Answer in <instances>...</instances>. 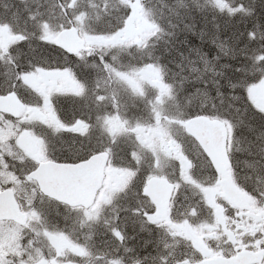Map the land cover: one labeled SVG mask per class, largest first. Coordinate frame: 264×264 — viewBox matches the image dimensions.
Listing matches in <instances>:
<instances>
[{
	"label": "snow or ice",
	"instance_id": "1",
	"mask_svg": "<svg viewBox=\"0 0 264 264\" xmlns=\"http://www.w3.org/2000/svg\"><path fill=\"white\" fill-rule=\"evenodd\" d=\"M177 6L173 9V14L180 18L189 14H198L202 5L200 0H176ZM211 7H216L213 0H209ZM127 12L130 13L131 9L124 5ZM221 10V9H218ZM151 15H155L152 9H148ZM229 14L235 18L242 14L243 20L248 22V32L246 37L250 41H254L257 38V32H264V0H241L240 3L234 7L229 5ZM29 18H32L31 16ZM123 21H120L122 26ZM173 28L179 27V24H171ZM185 28L191 30V25L185 23ZM47 31V29L45 30ZM119 31V26L115 29ZM165 34V30L162 26H159L158 32L149 37L148 42L141 41L140 43L132 46H121L116 51L132 56L133 51L138 56L133 57L140 61L139 65L132 64H119L117 57L112 55L113 49L111 47H101L99 49H88L80 52L70 51L68 48L63 47L60 44H55L46 35H40L35 39L36 47H33V51L43 50L45 52L52 51L58 54L59 59L55 63H33L31 60L25 65L16 64L15 72H11L5 69L0 72V77L10 80L12 78L17 81L23 82V78L27 76L29 72L35 71L38 68H46L48 75H70L75 77L79 82V91L73 95L54 93L52 96L42 97L41 102L47 99L51 102L52 107L57 109L59 114V108L64 110L68 109L69 100H78L82 102L81 107L88 110L87 116L77 114L75 109L71 113H66L67 119L62 121V127L53 130L49 129L51 133L50 139L56 143H63L70 147L71 145L77 146V152L73 156L69 154L68 147L62 152L63 159L57 157L55 153V144H51V151L49 153V159L55 162V165L71 164V165H83L89 161H93L96 157L104 151L105 145L102 141L97 140L93 143L90 135H87V128L89 122L92 120V109L99 108V105L105 99L104 96L99 95V89L97 85L99 83V74L103 73L113 83L120 85L128 93L129 99L136 103L142 98L139 96L136 89L128 87L131 78H138L141 72L151 65L153 68L159 66L162 70L163 66L159 65V58L155 56L156 45L162 36ZM174 35V33H168ZM103 35V34H101ZM213 45L217 48V54L208 57L206 53L201 52L199 49H190L192 55L188 56L190 61L189 72L197 73L196 76L184 77L180 81H172L169 89L173 99H179L178 90L184 88L186 84H200L201 87L193 88L191 91H185L184 99L187 101V110L184 112H178L174 120L167 121L169 124H175L176 128L183 133L185 137H188V143L191 148L187 155L189 159L193 160V171L197 168L208 172L207 179H204V183H215L219 175H222L225 171L224 164L226 162L227 168L231 169L232 176L238 177L237 164L239 163L237 156L244 154L246 157H253L252 159H245L244 164L249 169V172L245 175L244 180L241 182L245 191H247L250 197H253L259 204H264V135H257L249 140L245 134V130L252 131V124L250 121L246 122L245 117L249 113L259 115L264 118V107H259L251 97V90L256 85H264V53L257 59L252 57L240 58L242 61H248L247 63L241 62L239 67H236L234 75L229 78L228 88L230 89V96L236 100H243L244 104L240 107L230 105V110L236 114L242 115H230L228 112H223L216 107L215 104L209 105L207 99L208 96L207 83L204 79V75L211 70L214 75L221 76L222 73L215 71L214 61H219L223 56L230 55L235 49H230L226 46L224 41H220L219 37H216L212 41ZM20 47H25L22 42ZM181 58L185 57V53H178ZM193 55L199 60L204 68L201 69L196 65V60L193 59ZM182 67V65H178ZM231 67V65H226ZM166 71V70H165ZM214 84H218V81H213ZM15 90V89H12ZM0 94H5L0 92ZM28 90H25L23 95L27 96ZM217 95H222L217 89ZM204 96L206 99L201 101L198 97ZM89 97L92 99L90 100ZM184 106L183 103L181 105ZM195 109V110H193ZM99 118V112L96 113ZM158 120L164 122L163 116H158ZM83 124V128L81 125ZM264 126V125H262ZM230 133V141H229ZM221 137L224 141L223 155L213 162V157L219 151ZM212 142L213 147H209V151H204L205 146ZM70 142V144H69ZM215 149V150H214ZM209 152L212 155H209ZM259 157L258 159L255 157ZM34 172L33 176L34 187H36L39 196V203L42 206L39 209V214L43 216L45 210L51 211L53 206L56 209L63 206L68 210H78L82 214L83 221L85 223H98L99 219L93 210L92 205L87 203L86 195L82 193H76L71 190H65L62 193L63 198H58L50 193L56 189L46 182L45 177L48 169L46 166L42 167L40 164L33 162V166L30 169ZM55 171L62 172L64 169L56 168ZM80 171V169H77ZM143 175V173H139ZM39 180V183L36 181ZM146 182V177H145ZM136 197L135 203L131 209H125L129 211L133 218V223L139 222L140 228L143 231L145 225H151L153 228L161 229V225L157 224L151 219L156 213V205L151 200L141 199L145 195L143 190V182L133 193ZM94 203V201H93ZM30 205L35 207V199L30 201ZM46 206V209L45 207ZM207 207V205H206ZM143 209V211H141ZM209 214H212L209 209ZM67 219V217H65ZM117 221L119 216L116 217ZM127 217L123 227L118 223L114 224L110 220H104V230L106 235H110L115 241V247L109 249V255L111 260L105 258V264H187V253L181 252L179 258L176 256L169 257L165 255L168 251L167 245L163 246V252L155 251L154 254L141 256L135 248L130 247L127 241ZM163 231V229H161ZM2 229H0V235H2ZM164 235H169L167 231H163ZM252 243L242 244L244 248L248 249L245 255L255 256L259 254L260 264H264V232L252 237ZM148 242H146L147 244ZM233 245L237 242L235 240L230 241ZM161 244L159 238L156 242V249H160ZM191 247V245H189ZM57 251H63L69 253L72 256H79V249L72 246L71 249L64 248L63 250L57 249ZM23 259V257H21ZM35 264H58L62 259L61 256H57L55 260L45 258L40 260L34 258ZM3 264V261H0ZM224 264H238L235 260H227ZM255 264V261H252Z\"/></svg>",
	"mask_w": 264,
	"mask_h": 264
},
{
	"label": "rangeland",
	"instance_id": "2",
	"mask_svg": "<svg viewBox=\"0 0 264 264\" xmlns=\"http://www.w3.org/2000/svg\"><path fill=\"white\" fill-rule=\"evenodd\" d=\"M22 1L23 0H20L19 2L21 3ZM147 1L150 4V1L149 0ZM202 2H205V0H200V3ZM124 5H127L131 9L130 13L127 12ZM202 6L203 7L201 10H208L205 5ZM18 7H19L18 5L13 3V0H0V24H1V18L8 16L12 18L10 23L15 25V28L18 31V33L26 32V27L32 24L33 20L26 19V6L19 8ZM141 8L142 5L140 0H85L84 3L82 4H79L78 0H47L45 2V8H44L45 11L43 10L38 12L35 18L37 25L43 30L42 35H46L52 41L54 40V36L58 30L65 27L66 25L76 24L84 31L83 35L85 36L87 42L97 43L98 46L104 43L105 44L118 43L119 44L118 47L117 46L111 47L113 51L116 52L115 54L114 53L111 54L117 57V60L120 64H126L125 62L119 59L125 57L126 54L120 53L116 51V49L121 46L136 45L143 40H145L146 42L149 39V37L152 36L151 33L155 31L153 23L145 15H143L144 12L141 10ZM113 9L124 10V12H126L127 14V17L124 19L122 26L119 27V31H115V29L118 27L115 25L114 29L110 31L111 35H108V37H104V34L101 35L100 34L101 32L94 29L92 25L94 22L95 23L98 22L99 17H104L106 15L111 14L109 13V11ZM157 9L164 15V17H169V16L173 17L172 15L173 11H168L160 7H157ZM46 11L53 13V14L50 13V16L54 17V19L51 20L47 16ZM93 13H95V17H90L93 16ZM116 19H118V17H116ZM32 25L34 28L37 27L34 24ZM46 29L47 31H45ZM0 30L2 34H4V29L0 28ZM14 36H18V35H14ZM163 38L164 37H162L159 40V42H161ZM32 39L33 38H31V40ZM31 40H29V42ZM4 42L5 44H3V47H5L6 45V35L4 36ZM3 54H5V49L0 48V56ZM135 54H136L135 51H133L131 57H134ZM11 58H12L11 65L9 67L4 68L3 67L4 65L2 64L0 68V72H3L5 69L10 70L11 72H15L16 70L15 64L17 62H24L26 64V43H25V47L23 48L19 47L17 51L14 52L13 57ZM30 59L37 61L39 60L38 57H34V56H31ZM139 63L140 61L136 65H139ZM46 73H47V69L38 68L35 71L29 72L27 76L23 78V81L26 83V90L29 91L30 95H34L33 98L36 99V102L48 107V100L44 99L43 102H41L42 97L52 96L54 93H62V94L71 93L73 95L78 93L79 85L75 77L70 75H48ZM1 79L3 80V77H0V84H1ZM4 80L6 86H10L13 87L14 89H18L16 87L17 86L15 82L16 79L12 78L10 82L6 79ZM128 87L136 89L139 96L141 94L144 97L146 101L142 102L140 100L137 102V105L141 110V107L143 106L144 103L143 111L147 114L142 116V118H140L139 120H136L140 111L132 112L131 110V113L134 116L133 117L134 120L138 122L135 124L132 123L131 126H128V124L125 121L126 117L123 118L124 116L119 114L118 108L120 106V103L116 100V99L121 100L122 98L126 99L128 93L120 85L113 83L103 73H100L99 83L97 85V88L99 89L98 94L104 96L105 99L99 105V108L97 110L100 111L102 109L103 113L99 114V118H97V115L94 116L92 125H88L87 135L91 136L93 143H95L97 140H100L102 141V143H104L107 140L105 146H113L118 139L117 146L115 147V154L121 156V158L124 161L126 159L124 154L125 145L127 147L130 146V148H132L131 159L134 163L138 165L140 172L143 174H145L146 172L153 171V167L149 165L146 161L151 159L152 156H154L157 160H160L161 159L160 153L163 157L167 158L168 160H171L176 164H180L179 165V170H181V173L179 174L180 179L186 182L190 186V193L188 195L190 197V200H193V203H191V207L207 208L208 212L209 209L211 208L212 212H214V208L217 202L220 201L221 199H226V196L224 194V186L226 183L233 181V176L231 172H226L220 175L215 183H203L195 177L190 178L187 173V169H188L187 162L181 161V156L179 153H177L178 151L176 150V146L174 145V143L172 141L169 142L164 141L161 138L162 135L157 130L156 127L157 124L161 122L160 120L157 119V117L160 115H157L155 117L154 115L155 113L163 109V107L165 111L169 112L174 104V99L171 96H166V98L163 97V95H167V87L163 83L162 74L159 68L157 67L153 68L151 65H149L141 72L138 78L130 79ZM251 97L256 101V103H258V105H260V107H264V85L254 86L251 90ZM72 104L74 105V107H72V105L70 104L68 107V109H70L71 112L75 109L77 114L80 112H84L86 115L88 114V110L82 108L81 105H77L74 102H72ZM33 106L34 108L29 109L30 114L29 115L26 114V116H23V118L20 119V122H24L26 120V129L27 128L36 129L38 132L41 133L40 136L48 135L50 133L49 132L50 128L56 130L57 129L56 122L53 121V123H50L48 121V116L51 115L50 111L48 110L44 113H40L37 110V104H34ZM149 120L151 122H149ZM17 124L22 127L25 126L23 123H17ZM81 128H83L82 125ZM1 130L2 128L0 127V131ZM28 135L29 134L26 133V137H25L24 134H21L20 137L18 136L19 138H17L16 136L17 144L24 150L26 156L30 160L38 161V159L40 160V155H42V140L41 138L36 137L33 143L30 144L27 141ZM149 135L160 136L159 151H157L155 147H152L150 149L152 156L149 154H144L146 148L144 147L143 142L145 143L148 142ZM174 135L180 138L182 137L180 131H174ZM9 138L10 135H8V139ZM58 144L61 145L62 143H58ZM33 147L36 148L35 151H33ZM190 148L191 145L187 141H184L182 149L185 152H188ZM68 151L69 153H76L77 149H71ZM158 156L159 158H157ZM0 158L1 160L3 159L1 154H0ZM2 163L3 162L0 161V164ZM117 163L120 165L122 164V162L119 159H117ZM156 169L158 171L161 170L160 167ZM163 170L164 167L162 168V171ZM129 172L130 169L127 168L126 166H111L107 169L106 185L100 194L99 203L103 199L106 202L109 201L111 196L113 195V192H116L119 187L125 185V183L128 180V177L130 176ZM168 172L172 173L173 171L168 170ZM141 177H143V175H141L140 178ZM7 181L15 182V178L9 176V179ZM136 188H137V184H132L128 188V193L133 194L136 191ZM31 200L33 199H30L29 201ZM109 205L110 206H109L108 214L105 216H103L101 212H98L99 208L95 209L96 206H94V208L92 209L94 214L101 219H99L98 223H91V222L85 223L83 221L82 214L80 211L67 210L62 208L56 209L55 206H53V209L51 211L45 210V214L41 216L39 214V209L42 206L40 205V203H38L37 204L38 226L49 230L46 231V238L49 239V242L52 245V246L47 245L49 244L48 242L46 245L43 246V244L40 242L41 249L44 250L48 255L47 258H49L50 260H55L58 255L61 256L62 257V259L60 260L61 262H58V264H70L69 261H72L70 259H66V260L64 259L66 255L63 251H57V249H61V250H63L64 248L71 249L73 246V244H71L68 237L65 236L63 232H68L71 236L74 237L79 236L87 251L89 250L94 251L96 250V243L104 242L105 244H108V246L110 244L109 240L106 239V234L104 230V220H110L113 223H118L121 227H123L125 218L127 217L128 218L127 230H131L132 228L137 229L138 227L140 228L139 222L133 223V218L129 211L128 212L126 211L127 213H125L124 215L122 214L119 217V220L117 221L115 217L116 213L124 211V208L121 206L120 202H117L115 199H113L110 201ZM44 207L46 209V206ZM30 211H31L30 212L31 217H35L34 213H32V210ZM65 217H67V219H65ZM102 221H103L102 226L98 227L97 224L101 223ZM159 225L161 224L159 223ZM161 227L163 228V225H161ZM212 227L213 226L210 225L208 228L210 229ZM195 228H200L201 230H205L206 226H204L202 223L199 226H196ZM0 229H2L3 232V236L0 240V258H2L4 257L7 247L12 244V239H13L12 232L15 233L16 229L7 225H0ZM142 232L144 234L150 233L147 226L144 227V230ZM168 232L169 233L171 232V228H168ZM200 234H201L200 231H194V232L192 231L191 237ZM137 237H138L137 233L130 235V238L127 240V244L130 247L135 248L138 253L141 249L144 254L149 248H151L152 243L149 239H145V242L143 241V244L140 245L137 242ZM158 238L160 244L164 246L162 242L163 233H161V231L158 232L157 240ZM35 241L39 242L38 240ZM146 242L148 243L146 244ZM189 245H191V247H188L190 250L189 259L193 263H200V260L197 257H195L194 253L196 250L195 248L196 246L194 245L192 240L189 242ZM178 247L179 250L178 251L175 250V254L177 253L180 254L182 244L180 243ZM76 248L79 249L78 247ZM79 251H80L79 256L71 255V258H75L76 263L80 261V256L82 254V251L80 249ZM30 264H35V261L32 262L30 261Z\"/></svg>",
	"mask_w": 264,
	"mask_h": 264
},
{
	"label": "trees",
	"instance_id": "3",
	"mask_svg": "<svg viewBox=\"0 0 264 264\" xmlns=\"http://www.w3.org/2000/svg\"><path fill=\"white\" fill-rule=\"evenodd\" d=\"M46 1L47 0H35L33 3L26 2V19L33 20L32 24L35 26H38L35 16L38 14V12L43 10L45 11L44 8ZM149 1L150 4L148 2V9H152L154 11L155 17L158 19L160 26H162L165 30V34L162 36L164 37L163 40L158 42L156 45L155 56L159 58V65L163 66V69L166 70H163V77L169 87H171L172 81H180L184 77L198 75L197 73H192L188 70L190 64L188 56L192 55L190 53V49H199L201 52L206 53L208 57L211 58L217 54V48L213 45L212 41L214 38L219 37L220 41H224L228 48L235 49V51L227 56L222 55L219 61L213 62L215 65V71L222 73L221 76L214 75L211 70V66L209 67V71L204 75V79L208 81L207 90L208 96L210 97V99H207V103L209 105L215 104L216 107L221 111L228 112L230 115H242V112L240 114H236L230 110V105L240 107L244 104V101L242 99H233L232 96H230V89L228 88L229 78L234 75L233 70L236 67H239L241 62H248L242 61L240 58L248 57L251 59L252 57H255L259 59L261 54L264 53V32L258 31L256 40H248L246 37V34L249 30L246 26L248 22L243 20L242 14L236 16L235 18L229 14V5L234 7L236 4L240 3L241 0H213V2L216 4V7H211L209 5V0H205V2L200 4L205 5L208 10H201L198 14L193 13L180 18H177L173 13L172 15L174 18L171 16L164 17V15L158 11L157 7L165 9V7L161 6L160 4H166L169 0H162L161 2L156 0ZM244 2H247V0H244ZM148 9H146V11L149 13ZM46 12L48 15L51 13L49 11ZM109 13L111 14L104 17H99L100 21L96 28L98 31L109 32L111 31L112 25L121 27L120 21H124V19L127 17V14L124 12V10L113 9L110 10ZM30 16L32 18H29ZM93 16H95V13H93ZM116 17H118V19H116ZM170 23L179 24V27L173 28L170 26ZM185 23L191 25V30L184 27ZM32 24L26 27V64L29 62V60H31L33 63H55L59 59L56 52H45L43 50H39L38 48L37 51H33V47H36L35 38L42 33V29H37V27L34 28ZM168 33H174V35H169ZM31 38L33 39L31 40ZM29 40L31 41L29 42ZM179 52L185 53V57L181 58V56L178 54ZM31 56L38 57L39 60H32L30 59ZM136 56H138L137 53L134 57ZM193 59L196 60V65L199 68H204V65L201 64L194 55ZM124 62L126 64L129 62L136 64L139 62V60L138 58L134 59L130 56L125 58ZM178 65H182V67ZM226 65H231V67H226ZM213 81H218L219 83L214 84ZM198 87H201V85L186 84L184 88L178 90V95L185 97V91H191L193 88ZM217 89H219V92L222 93V95H217ZM198 99L203 101L206 98L204 96H200ZM116 100L120 103V105H125L124 110L132 117L134 116L131 113V110L132 112H136L143 111L144 109V103L140 110L137 102L135 104L130 100L124 102H122L120 99ZM69 103L72 104V102ZM74 103L77 105H82V102L78 100L74 101ZM72 107H74V105H72ZM64 111H66V113H71L70 109H63L62 112L64 113ZM173 111L175 110H170V112ZM78 114L87 116L84 112H80ZM176 114L177 113H175L174 117H176ZM244 119L246 122L250 121L253 126L252 131L248 132L245 130V134L248 136L249 140L257 135H264V126H262L264 125V118H261L259 115H255L250 112L249 115ZM116 146L117 143L111 147L114 148ZM124 154L126 159L123 163L128 166L133 165L131 159H129L130 154L126 145ZM246 158L252 159L253 157H246L244 154H239L237 156L239 161L237 164L238 174L242 180H244L245 175L249 172V169L244 164V160ZM255 158L258 159L259 157L257 156ZM136 172V177H139V170H136ZM141 178H139L140 180L138 179L136 183H134L137 184V188L141 185ZM125 196H128V199L119 200L121 206L124 208V211L125 209L133 207L136 200V197L133 194L128 193V189L126 195L121 197ZM135 233H138V231L135 230Z\"/></svg>",
	"mask_w": 264,
	"mask_h": 264
},
{
	"label": "water",
	"instance_id": "4",
	"mask_svg": "<svg viewBox=\"0 0 264 264\" xmlns=\"http://www.w3.org/2000/svg\"><path fill=\"white\" fill-rule=\"evenodd\" d=\"M55 43L75 52H78L81 49H87L84 45V41L80 38L78 31L75 28H67L61 31L56 37ZM0 110L8 111L16 116L21 110V104L16 100L14 95L9 97L2 96L0 97ZM209 147H213L211 141L208 146H205L204 150L208 152ZM223 152L224 141L223 137H221L219 151L216 153V156L213 157L214 163L223 155ZM209 155L211 156L212 153L209 152ZM107 159L108 154L103 152L93 161H89L83 165L61 164L57 166L55 165V162L42 163L41 166H46L48 169L45 177L46 182L56 189L50 194L57 196L58 198H63L62 193L65 190H71L73 192L86 195L87 203L92 204L96 191L101 186L104 176L103 171ZM224 167L227 169L226 162ZM56 168L64 169V171L57 172L55 171ZM77 169H80V171H77ZM34 175V172L30 174L31 177ZM37 181L39 183V180ZM157 186H160V190L163 191V193L167 192L168 199L172 191V185H170L167 181L160 180L157 181ZM229 194L231 197L235 196V193L232 191H229ZM4 218H13L21 223H24V217L19 212L16 199L14 198V193L10 190H6L0 194V219ZM232 260L237 261L238 264H250L252 261H260V256L259 254L255 256L243 254L241 257ZM211 264H216V262H211Z\"/></svg>",
	"mask_w": 264,
	"mask_h": 264
},
{
	"label": "flooded vegetation",
	"instance_id": "5",
	"mask_svg": "<svg viewBox=\"0 0 264 264\" xmlns=\"http://www.w3.org/2000/svg\"><path fill=\"white\" fill-rule=\"evenodd\" d=\"M11 64H6L5 67H9ZM26 124V120L23 122ZM23 134L26 137V129L23 130ZM27 141L32 144L34 138L28 135ZM36 148L33 147V151ZM20 184L23 185V188H26V177L24 180H20ZM1 185V183H0ZM143 211V209H141ZM157 224L161 223L168 228H171L169 235H166L162 240L166 242L167 240L175 241V237L182 239L184 243L185 239L192 240L194 243L203 241L206 243L212 252L221 256H235L237 253L248 250L244 248L242 244L252 243V237L264 232V208L255 207L249 204V199L245 195H240L238 201H236L230 208H222V220L219 227H215L214 232L205 233L204 236L194 239V236L191 237V229L188 224L185 225H176L170 223L169 213L159 217L157 213L151 217ZM151 226V225H150ZM221 228L222 231H218ZM138 231L137 242L140 245L143 244L145 239H149L152 243L151 248H149L144 254H154L156 249L157 242V229L152 226L148 228L150 233H143L141 228L135 229ZM135 234V233H134ZM144 238V240H143ZM235 240L237 243L233 245L230 241ZM222 241V243H220ZM139 255H143V251L140 249ZM169 256V255H168ZM171 264V262H170Z\"/></svg>",
	"mask_w": 264,
	"mask_h": 264
},
{
	"label": "bare ground",
	"instance_id": "6",
	"mask_svg": "<svg viewBox=\"0 0 264 264\" xmlns=\"http://www.w3.org/2000/svg\"><path fill=\"white\" fill-rule=\"evenodd\" d=\"M160 5L165 7V9L168 11H173V9L177 6L176 0H169L166 4H160ZM182 103L184 105L183 107L181 106ZM172 109L180 110V111H186L187 110V101L184 99V96H179V99H176L174 101ZM204 213H205L204 209L201 208L199 210V214L204 215ZM165 244L167 245V248H168V251L165 254H167L172 248L179 246L178 243H175V242L170 241V240H167L165 242ZM159 251L163 252V247ZM142 256H146V254H143Z\"/></svg>",
	"mask_w": 264,
	"mask_h": 264
}]
</instances>
